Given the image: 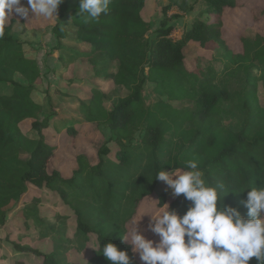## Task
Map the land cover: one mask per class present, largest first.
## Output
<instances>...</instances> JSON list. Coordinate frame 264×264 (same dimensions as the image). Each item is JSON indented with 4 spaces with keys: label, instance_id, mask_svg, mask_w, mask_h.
Returning <instances> with one entry per match:
<instances>
[{
    "label": "trees",
    "instance_id": "obj_1",
    "mask_svg": "<svg viewBox=\"0 0 264 264\" xmlns=\"http://www.w3.org/2000/svg\"><path fill=\"white\" fill-rule=\"evenodd\" d=\"M238 1L195 0L196 7L191 8H202V13L210 14V18L196 19L178 41L171 38L173 27L167 24L157 30L153 39L148 38L151 25L142 16L147 0H111L107 15H102L99 22L87 23L78 15L79 0L60 7L59 17L69 20L77 42L90 52L64 47L61 41L69 33L55 26L56 48L62 49L58 65L69 68L77 59L87 61L98 55L101 59L93 64V76L100 78L97 69L105 67V77L129 92L109 110L105 103L107 94L96 87L88 99L80 101L84 127L91 126L99 132L101 127L109 128L112 137L91 143L94 154L75 153V168L70 176L51 168V163L59 155L60 146L69 140L75 147L84 133L75 122L66 129L56 128L52 124L56 111L40 119L44 107L33 94L43 78L42 72L38 62L26 55V42L14 34L15 20L7 22L0 36V227L6 225L14 204L31 193L30 186L47 190L74 214L79 238L89 245L91 236L97 237L92 257L73 264H110L101 253L109 242L127 251L132 264H142L132 245L122 241L121 236L129 232L141 203L164 186V182L155 179L156 174L162 169L187 170L186 162L191 159L198 161L210 185L226 186L223 205L238 208L246 217L244 201L248 191L264 183V125L257 126L264 108L258 106L255 93L247 95L245 123L239 132L213 120L196 129L186 126L193 119L190 111L183 112L164 101L148 105L144 98L148 82L155 85L154 91L167 94L172 100L181 94L192 99L199 96L201 107L196 115L200 118L212 115L228 98L225 90L206 94L207 79H219L214 65L188 68L185 52L190 42H200L204 48H224L223 70L228 81L237 68L250 71L257 60L264 67V44L258 32L251 40L241 37L246 45L243 53L232 52L224 39L223 13L236 8ZM251 15L255 23L264 27V4L253 9ZM251 48L255 49L254 57ZM57 92L62 94L60 89ZM50 93L46 91L48 102L52 99ZM26 122L30 124L29 133L22 129ZM30 132L36 133V138L30 137ZM139 132L143 137L137 142ZM112 142L119 147L114 159L110 154ZM164 187L158 206L167 204L170 210L183 215L190 202L181 195L168 203L170 190ZM17 249L33 253L41 264H59L57 253ZM249 264H257L256 258Z\"/></svg>",
    "mask_w": 264,
    "mask_h": 264
},
{
    "label": "rangeland",
    "instance_id": "obj_2",
    "mask_svg": "<svg viewBox=\"0 0 264 264\" xmlns=\"http://www.w3.org/2000/svg\"><path fill=\"white\" fill-rule=\"evenodd\" d=\"M65 2H76V0H64L59 6L58 13ZM263 4L264 0H239L236 8L228 9L223 13V36L232 52L243 53L246 45L242 42L241 37L245 36L251 40L254 39L257 32L262 36L264 44V27L259 23H255L251 15L253 9L261 8ZM22 6L28 7L27 0H22ZM192 6L196 7L195 0H147L142 16L151 25V30L147 34L148 38L153 39L157 34V30L167 24V27H173L171 38L178 41L182 39L185 31L191 29L196 19L208 20L210 18V14L202 13V8L197 7L193 10ZM11 20H15L14 34L23 36L26 33V38L30 41L26 43L29 46H25V52L40 59L42 72L44 74L48 72L49 77L45 74L37 88L45 93L48 84L53 87H60L58 81L54 80L55 76L50 73V67L54 61L53 56L56 57L62 50L55 48L56 39L53 27L65 28L70 33L69 38L61 41L63 46L65 45L64 47L79 51L87 50L86 47L77 42L76 32L72 27H69V20L60 19L59 14H57L56 19H45L40 16H33L31 13L27 19L13 13L8 22ZM223 51L224 48H204L200 42H190L185 52L186 63L191 70L197 66L205 69L209 64H212L220 73L219 79L213 77L207 79L209 85L206 87V94L225 90L228 98L219 105L212 115L205 118L196 115L201 107L199 96L192 99L181 94L178 95L179 99L174 98L175 100H172L169 95L154 91L155 85L150 82L144 88L146 103L152 105L164 101L171 103L183 112L190 111L193 114V119L189 120L186 126L195 129L213 120L218 121L221 126L233 132L241 131L245 123L247 95L255 93L258 106L264 108V67L257 60L250 71L237 68L235 75L228 81L225 78L227 72L223 70L226 61L222 55ZM250 54L254 57V48L250 49ZM100 59L98 55H94L92 59L87 60L88 62L80 59L75 60L67 76L70 75L69 77L77 79L75 75L77 74L80 78H90L95 75L92 72L93 64L99 62ZM234 66H237V64H234ZM97 70L100 74L101 83L96 81L95 85L97 84L102 89L101 91L107 94L105 103L106 108L109 110L116 104L118 99L125 97L129 92L126 88L117 86L113 81L104 80L107 79L103 74L105 67L100 66ZM19 79L21 80V78ZM80 81L78 80V82ZM86 85L90 84L86 82ZM80 86L84 85L76 83L73 91L76 92L82 89L79 88ZM57 90L59 88H56L55 93ZM51 94L53 99L58 100V96L53 93V90ZM36 100L44 102L42 93L36 96ZM51 102L53 105H50ZM51 102H49L50 107L48 106L47 112L49 114L43 115L42 120L47 115H52L55 112L54 100L51 99ZM62 104V107L68 109L67 115L73 116L72 118L75 119L79 117V102L76 99L64 97ZM55 114L57 115V113ZM77 125L82 129L85 137L82 136L76 142L75 147L69 144V140L65 143V146H60L59 155L51 163V168L61 169L67 176H70L73 168H75L73 162L75 153L86 151L94 154L95 151H93L91 143L99 142L101 138L109 140L112 137L109 128L101 127L99 132L94 127H84L83 121L80 120ZM258 125H264V116L263 119L257 121ZM22 129L24 132L29 133L30 124L28 122L22 124ZM36 135V133L30 132L29 136L36 138ZM142 137V132L137 133L136 141H140ZM118 149L119 147L115 143L110 144L112 159L115 158ZM163 185L167 187L165 183ZM164 186H160L151 197L146 198L141 203L139 214L132 221V223L137 222L140 233L148 239H159L147 229L151 219L150 215L158 213L161 209L158 206V198L166 189ZM30 190L31 193L24 195L18 203L14 204L8 215L6 225L0 227V264H41L39 257L31 252L19 251L17 247L37 249L44 253H57L59 264H73L76 261L87 262L93 255V243L97 239L96 235L91 236L92 244L88 245L87 242L76 235L78 231L76 217L65 207L57 195L47 190H36L31 186ZM173 198L174 196L170 190L168 203ZM132 223H130L131 226ZM135 255L139 256L138 253H135Z\"/></svg>",
    "mask_w": 264,
    "mask_h": 264
},
{
    "label": "clouds",
    "instance_id": "obj_3",
    "mask_svg": "<svg viewBox=\"0 0 264 264\" xmlns=\"http://www.w3.org/2000/svg\"><path fill=\"white\" fill-rule=\"evenodd\" d=\"M63 2L27 0L28 7H24L22 0H0V36L13 13L25 19L30 13L56 19ZM110 4L111 0H79L78 15L86 23L99 22L108 14ZM186 169H162L155 179L164 182L174 197L183 195L190 202L187 211L180 215L165 204L150 215L147 229L158 240L146 238L133 222L129 232L121 236L122 241L132 245L142 264H249L252 258L264 264V183L248 191L245 217L238 208L223 205L226 186L210 185L196 159L188 160ZM101 253L110 264H132L128 252L111 242L102 247Z\"/></svg>",
    "mask_w": 264,
    "mask_h": 264
},
{
    "label": "crops",
    "instance_id": "obj_4",
    "mask_svg": "<svg viewBox=\"0 0 264 264\" xmlns=\"http://www.w3.org/2000/svg\"><path fill=\"white\" fill-rule=\"evenodd\" d=\"M60 19H65V18H60ZM65 21V20H64ZM55 27V26H54ZM53 27V28H54ZM69 33V32H68ZM55 35V34H54ZM19 37H20V39L22 40V41H24V42H30L27 38H26V33L23 35V36H21V35H19ZM69 37H70V33H69ZM68 37V38H69ZM55 39H56V36H55ZM57 39H56V45H57ZM80 44V43H79ZM27 46H29L28 44H26ZM56 45H55V48H56ZM82 45V44H81ZM65 46V45H64ZM82 46H84V45H82ZM85 47V46H84ZM35 48V47H34ZM68 48H70V47H68ZM72 49V48H71ZM26 50V49H25ZM75 51H79V50H76V49H74ZM79 52H90L89 51V49H87V50H80ZM26 55L28 56V57H31V58H33V59H35L37 62H38V64H39V67H40V70H41V72H42V69H41V66H40V63H41V61H40V59H38V58H35V57H33L32 55H29V54H27L26 53ZM59 56H60V53L55 57V56H53L54 58V61H53V65L50 67L51 69H50V73L51 74H53L54 76H55V78H54V80H57L58 81V83L60 84V87L58 86V87H53L51 84H48L47 85V87H46V91L47 90H50V92L53 90V93L55 94V95H57L58 96V100H56V99H53V96H52V94H51V97H52V100H54V106L56 107V109H55V111L57 112V115L56 116H54V117H52V124L56 127V128H59V129H66L69 125H71L72 123H74L75 122V124L77 125V124H79V120L80 121H83V117L81 116V114H80V101H82V99L84 98H89L90 97V92H91V89L93 88V87H96V88H99V86L96 84L95 85V82L96 81H100V78H98V77H95V76H91L90 78H88V79H85V78H80V77H78V75L77 74H75L76 75V77H77V79H75V78H73V77H69V76H67V74H68V72H69V69H70V67L69 68H67V67H63V66H60V65H58V58H59ZM81 61H83L82 59H80ZM48 72H46L45 74H47ZM45 74L42 72V75H43V77H45ZM47 77H49V75L47 74L46 75ZM70 78V81H72V82H70V81H67L68 79ZM53 80V81H54ZM78 80H81L80 82H78ZM92 80H94V81H92ZM105 81L106 80H110V79H104ZM110 81H112V80H110ZM86 82H88L90 85H86ZM50 83H52V82H50ZM80 84V85H84V86H80L79 88H82V89H80V90H78V91H76V92H74L73 91V88H74V85L75 84ZM100 83H101V81H100ZM56 86V85H55ZM5 89H7L8 88V86L6 87H4ZM52 88V89H51ZM56 88H59L60 89V91L62 92V94L61 93H58L57 91H56V93H55V90H56ZM88 88V89H87ZM100 89V88H99ZM8 90V89H7ZM100 90H102V89H100ZM46 91H45V93L44 92H42V91H40V89H36V91L34 92V94H33V98L35 99V101L36 102H38V103H40L43 107H44V112H43V114L41 115V117H40V119L42 118V116L43 115H45V114H49V113H47L48 112V106H49V102H48V98H47V96H46ZM40 93H42V95H43V98H44V102L43 101H38V100H36V96L37 95H40ZM64 97H66V98H72V99H76L78 102H79V110H78V115H79V117L78 118H72L70 115H67V113H68V109H66V108H64V107H62V99H64ZM50 107V106H49ZM42 120V119H41Z\"/></svg>",
    "mask_w": 264,
    "mask_h": 264
}]
</instances>
